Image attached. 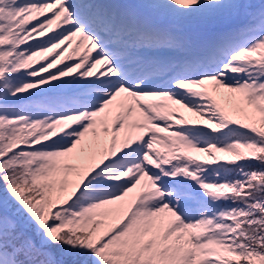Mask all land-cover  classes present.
Instances as JSON below:
<instances>
[{"label":"snow or ice","instance_id":"snow-or-ice-1","mask_svg":"<svg viewBox=\"0 0 264 264\" xmlns=\"http://www.w3.org/2000/svg\"><path fill=\"white\" fill-rule=\"evenodd\" d=\"M0 264H264V0H0Z\"/></svg>","mask_w":264,"mask_h":264}]
</instances>
